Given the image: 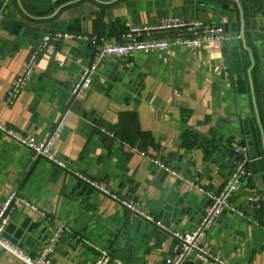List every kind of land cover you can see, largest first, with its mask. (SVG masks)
Segmentation results:
<instances>
[{
  "label": "crops",
  "instance_id": "obj_1",
  "mask_svg": "<svg viewBox=\"0 0 264 264\" xmlns=\"http://www.w3.org/2000/svg\"><path fill=\"white\" fill-rule=\"evenodd\" d=\"M0 10V122L43 138L66 109L72 112L55 152L74 172L34 160L0 133V205L18 192L38 208H17L5 231L8 240L35 257L62 221L71 232L62 237L52 264H93L98 252L84 239L108 249L109 264H166L174 256V238L74 173L98 180L175 229L191 231L209 198L130 147L219 191L237 159L235 149L244 146L250 176L232 203L257 223L225 210L205 242L235 264H264V0H63L48 10L27 0H0ZM168 19L225 21L227 44L107 57L91 88L72 96L93 49L88 40L55 38L56 33L104 36L115 43L130 26ZM48 34L54 48L41 55L23 92L8 106L7 90ZM0 264L25 263L0 248ZM184 264L205 263L190 256Z\"/></svg>",
  "mask_w": 264,
  "mask_h": 264
},
{
  "label": "built area",
  "instance_id": "obj_2",
  "mask_svg": "<svg viewBox=\"0 0 264 264\" xmlns=\"http://www.w3.org/2000/svg\"><path fill=\"white\" fill-rule=\"evenodd\" d=\"M3 20L4 13L0 10V26ZM157 32L170 33L172 36L168 39L158 38L156 37ZM57 37L62 39L88 40L93 49L92 62L89 65L83 66L78 79L72 87L71 94L73 97H77L91 88L93 78L98 71L100 63L107 57L117 56L129 59L134 53L139 52L148 54L151 52H165L175 46L198 48L202 45L218 44L224 47L228 41V35L225 31V21L217 25H208L198 21H181L178 19H168L157 26H130L127 32L122 35V41L115 43L110 42L108 38L104 36L78 37L76 34L59 32L55 34V38ZM53 38L54 37L50 34L46 35L42 42L31 51L19 75L6 92V104L8 106L14 105L19 95L23 92L29 78L34 73L41 55L47 50L54 48ZM225 75L227 77L230 75L227 70L225 71ZM71 114V110L66 109L47 137L38 138L30 136L16 131L1 122L0 133L9 136L17 144L29 150L34 160L44 159L65 171L74 172L70 169L68 163L64 159L58 157L55 152V145L67 127ZM102 131L108 135L113 134L106 128H102ZM130 148L142 156L147 157L158 169L169 172L178 179L198 189L209 198L211 204L202 216L197 227L191 231L175 229L162 220L157 219L152 213L140 205L119 196L118 193L98 180L79 172H75L74 174L90 188L108 196L126 210L144 221L158 226L174 238L176 241L174 256L167 260L166 264H184L186 259L190 256H195L205 264H235L212 252L206 246L205 240L208 232L225 210H230L250 222L257 223L252 217L248 216L243 209L232 203V199L242 186L243 181L250 176L247 167L250 161L247 147L240 146L235 149L234 153L237 155V159L233 163L231 172L224 186L219 191L207 190L199 183L173 169L163 160L152 157L137 147ZM248 200L253 201L254 194L250 195ZM20 205L31 207L35 211L38 210V208L32 205L27 199L21 197L18 192H12L8 195L0 205V248L17 257L25 264H52V256L64 234L71 232L70 228L64 222H59L58 226L49 236L48 242L42 251L35 257L31 256L23 248L5 237L6 228ZM84 242L98 252L97 258L93 264H109L113 261L108 249L95 245L87 239H84ZM118 264L123 263L118 262Z\"/></svg>",
  "mask_w": 264,
  "mask_h": 264
},
{
  "label": "water",
  "instance_id": "obj_3",
  "mask_svg": "<svg viewBox=\"0 0 264 264\" xmlns=\"http://www.w3.org/2000/svg\"><path fill=\"white\" fill-rule=\"evenodd\" d=\"M29 4L35 9H50L53 4L59 0H27Z\"/></svg>",
  "mask_w": 264,
  "mask_h": 264
},
{
  "label": "trees",
  "instance_id": "obj_4",
  "mask_svg": "<svg viewBox=\"0 0 264 264\" xmlns=\"http://www.w3.org/2000/svg\"><path fill=\"white\" fill-rule=\"evenodd\" d=\"M59 1H63V0H59ZM59 1H58V2H59ZM64 1H65V0H64Z\"/></svg>",
  "mask_w": 264,
  "mask_h": 264
}]
</instances>
